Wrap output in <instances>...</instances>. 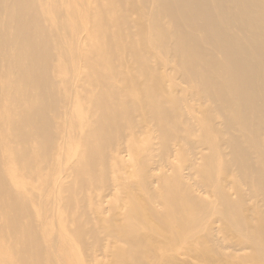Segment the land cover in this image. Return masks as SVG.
Here are the masks:
<instances>
[{
  "label": "bare ground",
  "instance_id": "6f19581e",
  "mask_svg": "<svg viewBox=\"0 0 264 264\" xmlns=\"http://www.w3.org/2000/svg\"><path fill=\"white\" fill-rule=\"evenodd\" d=\"M212 263L264 264V0H0V264Z\"/></svg>",
  "mask_w": 264,
  "mask_h": 264
},
{
  "label": "rangeland",
  "instance_id": "374dc122",
  "mask_svg": "<svg viewBox=\"0 0 264 264\" xmlns=\"http://www.w3.org/2000/svg\"><path fill=\"white\" fill-rule=\"evenodd\" d=\"M134 16H136V15H134ZM85 36H86V34H85ZM83 43H88V42H81V45H82ZM103 261H104V262L106 261V262L108 263V262H109V261H108V257H106V258L103 257ZM106 262H105V263H106ZM212 264H214V263H212Z\"/></svg>",
  "mask_w": 264,
  "mask_h": 264
}]
</instances>
